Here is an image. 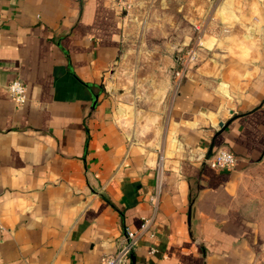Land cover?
Returning a JSON list of instances; mask_svg holds the SVG:
<instances>
[{"label": "crops", "instance_id": "0c3cea01", "mask_svg": "<svg viewBox=\"0 0 264 264\" xmlns=\"http://www.w3.org/2000/svg\"><path fill=\"white\" fill-rule=\"evenodd\" d=\"M196 27L203 47L176 86ZM219 148L232 169L205 163ZM159 178L155 239L126 264H253L264 0H0V264H99L152 215Z\"/></svg>", "mask_w": 264, "mask_h": 264}, {"label": "built area", "instance_id": "2783aa9c", "mask_svg": "<svg viewBox=\"0 0 264 264\" xmlns=\"http://www.w3.org/2000/svg\"><path fill=\"white\" fill-rule=\"evenodd\" d=\"M197 35L193 40V43L189 48L177 57V67L174 70V83L179 85L184 78L185 73L190 70L199 58V52L203 47V29L196 27ZM8 94L17 103H22L26 99V87L20 79H14L6 86ZM161 161V159H160ZM159 161L156 168L159 175H161L162 164ZM205 163L216 171L230 170L234 167L236 162V156L234 153L226 148H219L214 151L213 154L205 158ZM161 179L158 182L149 196V202L152 207V215L148 217H142L139 228L137 230L126 229L124 236L118 242L117 250L108 256H106L99 264H126L129 256L133 252V249L138 245L139 239L143 233H147L148 238L153 241L156 236V232L152 229L154 220V214L158 210L160 194H161ZM155 249L151 246L149 253H153Z\"/></svg>", "mask_w": 264, "mask_h": 264}, {"label": "rangeland", "instance_id": "374dc122", "mask_svg": "<svg viewBox=\"0 0 264 264\" xmlns=\"http://www.w3.org/2000/svg\"><path fill=\"white\" fill-rule=\"evenodd\" d=\"M158 1L159 0H154V3L156 6L158 5ZM157 28H158V25L155 24L154 29H157ZM182 31H183L184 36H187L189 34L194 36L193 29L185 18H183ZM147 36L149 38H151L148 34H147ZM191 44L192 43L189 42L186 46H184L181 50L177 51L174 55L175 56L177 55V57H178L179 55L184 53L189 48V46ZM176 62H177V59H176ZM261 224H262V228L260 231V235L258 237L259 245L256 247L255 260H254L253 264H264V205H263V214H262Z\"/></svg>", "mask_w": 264, "mask_h": 264}]
</instances>
